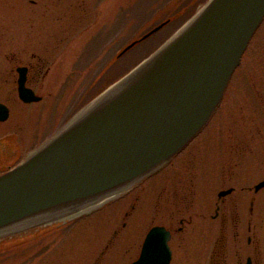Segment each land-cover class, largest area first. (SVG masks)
<instances>
[{
    "label": "rangeland",
    "instance_id": "rangeland-1",
    "mask_svg": "<svg viewBox=\"0 0 264 264\" xmlns=\"http://www.w3.org/2000/svg\"><path fill=\"white\" fill-rule=\"evenodd\" d=\"M204 1L0 0V101L10 108L9 117L0 122V170L14 166L42 145L108 84L156 50ZM169 17L161 29L117 57L125 45ZM61 23L69 34L57 44L53 39L60 35ZM50 48L56 49L51 55L42 51ZM30 50L41 51L44 59L36 78L30 80L42 98L24 103L17 95L16 72L11 71L32 62ZM229 88L210 124L177 159L184 158L185 163L176 165V174L169 168L166 175L148 180L130 217L124 216V210L132 195L123 194L74 219L4 234L0 236V264L130 262L137 257L148 227L165 222L173 207L175 194L163 208L155 207L156 194L163 186L169 194L177 189L188 191V206L179 200L176 207L194 215L186 231L174 234L170 241V264H207L216 225L198 214L213 211L222 187L223 130L233 134L239 124L238 115L225 118L222 114H243L241 129L253 131V152H245L242 162L249 166L253 161V186L264 178V19ZM226 103H232L234 111L222 110ZM253 194V264H264V188Z\"/></svg>",
    "mask_w": 264,
    "mask_h": 264
},
{
    "label": "water",
    "instance_id": "water-1",
    "mask_svg": "<svg viewBox=\"0 0 264 264\" xmlns=\"http://www.w3.org/2000/svg\"><path fill=\"white\" fill-rule=\"evenodd\" d=\"M263 18L264 0H206L149 56L0 173V236L74 219L168 163L211 118ZM17 71L18 97L38 101L25 84L26 67ZM8 115L0 102V121ZM261 187L264 180L254 188ZM169 239L164 226L151 227L127 264H169Z\"/></svg>",
    "mask_w": 264,
    "mask_h": 264
},
{
    "label": "flooded vegetation",
    "instance_id": "flooded-vegetation-1",
    "mask_svg": "<svg viewBox=\"0 0 264 264\" xmlns=\"http://www.w3.org/2000/svg\"><path fill=\"white\" fill-rule=\"evenodd\" d=\"M79 29V24L75 25L74 31ZM59 34L57 39V44H59L60 40H63L66 34H69V29L65 27V24H60ZM55 42V41H52ZM52 43L51 45H53ZM56 49H43L42 51L45 53L54 52ZM1 51V50H0ZM13 53L16 50H12ZM41 51H32L30 50V56L32 62L28 64H22L19 66L26 67L25 75V84L33 89L30 85V80L36 78V73L39 70L41 63L44 59L40 58ZM6 56L9 54H5ZM18 67V66H17ZM17 67L11 71L16 72L15 82L17 85L18 72ZM229 81L223 98L217 108V110L222 106L224 98L229 92ZM35 91V90H34ZM42 98V97H41ZM40 98V100H41ZM228 106H224L222 110L231 109L234 111L232 103H226ZM8 106V105H7ZM9 107V106H8ZM241 107V106H240ZM216 110V111H217ZM10 113V108H9ZM216 113V112H215ZM214 113V114H215ZM225 118H229V116L233 115L236 118L238 115L239 124L236 128V131H233V134H227V130L224 129V135L222 134V187L217 192V200L214 202V208L212 213H208V215L198 214L201 217H208L209 220L214 222L216 225V233L211 246H209V250L207 252V264H253V217L256 215V211L253 208V202L255 198L256 192L259 190H255L252 179H253V161H250L249 166L242 162V158L245 152H253V131L252 130H242L241 129V121L243 119V114H235L227 113L222 114ZM214 116V115H213ZM213 116L205 126V128L210 124L213 119ZM204 128V129H205ZM203 129V130H204ZM202 130V131H203ZM201 131V132H202ZM221 131V130H220ZM201 132H199L190 142L189 144L183 148L180 152H178L167 164L161 167L157 172L152 174L151 176L144 179L139 184L135 185L127 192L124 193V197H128V203L124 210V216L130 217L132 212L138 206L141 198V194L146 186L148 180L156 177L157 175H166L165 172L170 168L172 173L176 174V165L179 163H185V159L180 158L186 150L190 149V145L192 142L196 141L200 136ZM185 155V154H184ZM191 155V153H189ZM184 157V156H183ZM194 158V155H193ZM192 158V159H193ZM170 175L166 176V179L169 178ZM175 194V200H172L170 209V213H168L167 217H165V222H158L151 224L148 229L145 231L143 235V239L140 242V248L143 243L144 237L148 230L155 225H163L170 232L169 239V247L171 249V259L173 256V249L170 245V241L174 234L184 233L189 225L192 224L194 215L189 214V209H179L176 207L178 201L185 202L187 205V195H191L188 191L185 193L177 191L173 194H169L166 192L164 186L159 189L156 194L155 207L157 210L163 208L167 204V199L169 197H173ZM182 194V196H180ZM179 195V199L177 196ZM188 210V211H187ZM196 217V213H195ZM178 223V224H177ZM125 225V222L123 223ZM115 232V231H114ZM116 233V232H115ZM169 262V264H170Z\"/></svg>",
    "mask_w": 264,
    "mask_h": 264
}]
</instances>
